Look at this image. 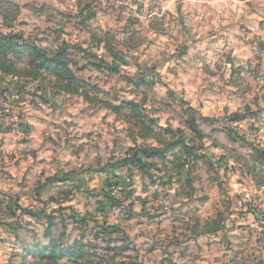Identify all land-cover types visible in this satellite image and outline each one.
I'll return each instance as SVG.
<instances>
[{
    "label": "clouds",
    "instance_id": "1",
    "mask_svg": "<svg viewBox=\"0 0 264 264\" xmlns=\"http://www.w3.org/2000/svg\"><path fill=\"white\" fill-rule=\"evenodd\" d=\"M0 264H264V0H0Z\"/></svg>",
    "mask_w": 264,
    "mask_h": 264
}]
</instances>
